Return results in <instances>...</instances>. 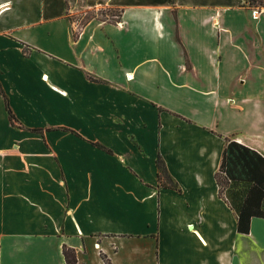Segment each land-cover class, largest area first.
Wrapping results in <instances>:
<instances>
[{
    "label": "crops",
    "instance_id": "obj_1",
    "mask_svg": "<svg viewBox=\"0 0 264 264\" xmlns=\"http://www.w3.org/2000/svg\"><path fill=\"white\" fill-rule=\"evenodd\" d=\"M0 86V264H264L216 180L264 158V8L0 0Z\"/></svg>",
    "mask_w": 264,
    "mask_h": 264
},
{
    "label": "trees",
    "instance_id": "obj_2",
    "mask_svg": "<svg viewBox=\"0 0 264 264\" xmlns=\"http://www.w3.org/2000/svg\"><path fill=\"white\" fill-rule=\"evenodd\" d=\"M248 8H264V0H244ZM5 111L12 125L17 124L11 111L8 98L0 86ZM99 148L106 150L103 146ZM110 152L109 150H106ZM158 179L161 186H165L163 179L168 181L165 168L157 160ZM219 194L224 195L229 206L237 216V231L248 234L251 218L264 219V158L234 141H228L222 152L219 172L216 174ZM68 264L75 263L73 252L64 250ZM104 264H111L105 256Z\"/></svg>",
    "mask_w": 264,
    "mask_h": 264
},
{
    "label": "rangeland",
    "instance_id": "obj_3",
    "mask_svg": "<svg viewBox=\"0 0 264 264\" xmlns=\"http://www.w3.org/2000/svg\"><path fill=\"white\" fill-rule=\"evenodd\" d=\"M255 8L258 9V7H255ZM91 13H92V11L88 12L87 14L91 15ZM97 13H98L99 17L104 18V17H106L108 15L118 16L119 11L117 9L116 10H113V9H99V10H97ZM88 15L86 16L87 19H88ZM79 22H80V20H79Z\"/></svg>",
    "mask_w": 264,
    "mask_h": 264
},
{
    "label": "built area",
    "instance_id": "obj_4",
    "mask_svg": "<svg viewBox=\"0 0 264 264\" xmlns=\"http://www.w3.org/2000/svg\"><path fill=\"white\" fill-rule=\"evenodd\" d=\"M255 13V12H254ZM81 23L79 22V20L75 19L73 20V23H72V30L73 32L76 34V35H79L81 34Z\"/></svg>",
    "mask_w": 264,
    "mask_h": 264
}]
</instances>
